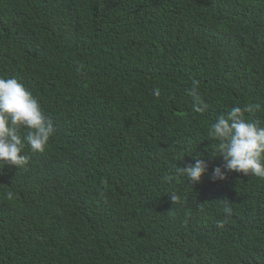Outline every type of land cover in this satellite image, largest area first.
<instances>
[{
	"label": "trees",
	"instance_id": "obj_1",
	"mask_svg": "<svg viewBox=\"0 0 264 264\" xmlns=\"http://www.w3.org/2000/svg\"><path fill=\"white\" fill-rule=\"evenodd\" d=\"M0 77L55 127L0 164V264H264V178L209 136L234 106L264 127V0H0Z\"/></svg>",
	"mask_w": 264,
	"mask_h": 264
},
{
	"label": "clouds",
	"instance_id": "obj_2",
	"mask_svg": "<svg viewBox=\"0 0 264 264\" xmlns=\"http://www.w3.org/2000/svg\"><path fill=\"white\" fill-rule=\"evenodd\" d=\"M197 85L198 82L193 81V110L201 113L206 105L195 95ZM153 95L159 97V89H155ZM254 107L258 106L243 109L234 106L226 114L217 116L210 125L209 136L216 142L226 171L264 178V127L244 116L245 112H253ZM54 132L53 121L45 116L31 92L15 78L0 77V164L26 165L29 157L23 154L24 148L28 146L33 153H42ZM207 171V162L199 158L194 164L176 167L177 176H184L194 184ZM213 178H225L220 167L213 169ZM171 179V176L165 177L167 181ZM179 199L171 195L173 203ZM223 211L231 215L232 209L225 207Z\"/></svg>",
	"mask_w": 264,
	"mask_h": 264
}]
</instances>
